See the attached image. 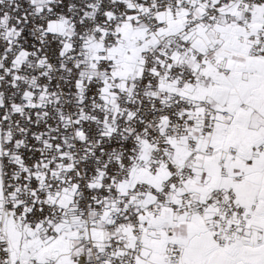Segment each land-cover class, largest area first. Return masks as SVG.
Masks as SVG:
<instances>
[{
  "label": "snow or ice",
  "instance_id": "6c2138e0",
  "mask_svg": "<svg viewBox=\"0 0 264 264\" xmlns=\"http://www.w3.org/2000/svg\"><path fill=\"white\" fill-rule=\"evenodd\" d=\"M0 264H264V0H0Z\"/></svg>",
  "mask_w": 264,
  "mask_h": 264
}]
</instances>
